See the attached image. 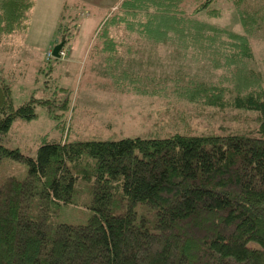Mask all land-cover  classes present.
<instances>
[{
    "label": "trees",
    "instance_id": "16d2710c",
    "mask_svg": "<svg viewBox=\"0 0 264 264\" xmlns=\"http://www.w3.org/2000/svg\"><path fill=\"white\" fill-rule=\"evenodd\" d=\"M224 1L242 34L209 22L222 18L214 8L219 0H124L95 48L101 44L104 61L117 70L121 93L147 96L146 81L180 80L139 75L136 62L120 56L125 44L111 33L117 27L136 35L140 47L169 44L182 57L229 69L230 86L190 82L177 93L200 110L247 114L253 122L235 131L79 140L65 121L57 124L60 137H45L29 156L6 145L13 124L36 119L38 106L51 115L56 103L68 110L71 99L60 98L54 85L53 99L33 96L16 106L12 84L0 80V166L9 159L27 167L24 178L0 183V264H264V78L248 68L250 38L264 27V1ZM35 5L0 0V38L24 36ZM72 29L59 27L58 44H70ZM84 196L88 222L59 223L61 208Z\"/></svg>",
    "mask_w": 264,
    "mask_h": 264
},
{
    "label": "rangeland",
    "instance_id": "374dc122",
    "mask_svg": "<svg viewBox=\"0 0 264 264\" xmlns=\"http://www.w3.org/2000/svg\"><path fill=\"white\" fill-rule=\"evenodd\" d=\"M86 1L87 3L84 0H66L65 9L61 8L62 10L59 11L56 1H52L49 7H46L44 5L47 2L38 3L36 0L28 32L24 36L0 38V80H6L12 84L16 106L30 100L33 96L39 99L46 97L53 99L54 85L60 98L71 99L68 110L62 109L60 103H56L51 115L46 107L38 106L36 119L30 122L16 121L6 141L9 148H19L23 154L34 156L36 148L45 137L49 140L60 137L61 133L57 130V124L65 121L68 122L66 132L71 131V138L79 140L149 138L183 129L198 132L214 130L224 133L235 131L253 122L247 114L235 118L229 113H219L210 109L200 110L195 105L180 101L178 97V88L190 82L216 83L223 80L225 86H230L229 69H214L209 61L203 59L195 61L191 54L188 57H182L169 44L156 46L143 42L140 47L138 44L141 40H138L136 35L127 34L122 27L113 28L111 33L119 42L125 44L120 56L124 57L125 61L136 62L133 69L139 75L175 77L180 81L159 84V86L146 81L151 90L147 96L117 91L115 81L121 82L118 78H114V71L117 70L113 68L111 62L104 61L101 44L98 48H95V44L102 25L106 19L119 11L124 0L119 5H115L112 10L110 6L115 4V0ZM89 3L106 7L110 11H93V13L91 11L93 6ZM214 8L222 11V18L209 20L210 23L231 29L236 33H243L239 18L229 3L219 0ZM91 15L94 18L83 22V19ZM201 18L206 19L204 14ZM68 20H74V23ZM95 20L102 23L91 38L92 27L86 28L84 23ZM63 24L73 28L72 41L75 39L78 46L86 48L84 58L80 61L81 71L77 87L71 94L68 92L66 95L59 94V87L62 86L59 73L72 41L66 46V56L60 57L59 62L55 57L51 60L47 58L48 52L59 43L61 36L59 27ZM250 40L254 58L248 68L261 73L264 78V27ZM130 46L132 55L126 52L127 47ZM137 48L144 50V53L138 50L139 56H136ZM149 53L153 54L148 56ZM49 67L53 68V71L49 70ZM48 71L52 78L46 74ZM154 91L158 94L152 95ZM54 115L59 118L54 119ZM71 124L72 127H70ZM26 174L25 165L7 159L0 166V183L8 177L24 178ZM87 201L88 196H84L78 199L75 205L63 206L58 222L86 224L91 215L85 207L87 205L83 204Z\"/></svg>",
    "mask_w": 264,
    "mask_h": 264
},
{
    "label": "crops",
    "instance_id": "0c3cea01",
    "mask_svg": "<svg viewBox=\"0 0 264 264\" xmlns=\"http://www.w3.org/2000/svg\"><path fill=\"white\" fill-rule=\"evenodd\" d=\"M47 2L44 6L49 7V5L52 3V1H56L58 5L59 11L63 9L64 3L66 0H38V3ZM86 3L87 1L84 0ZM123 0H115V4H112L111 10L115 5H119ZM93 6V9L91 10L92 12H102V10H107L109 12L110 10L107 9L106 7H101L97 4H91ZM62 8V9H61ZM106 8V9H105ZM94 13V12H93ZM91 18H94L93 15L90 17L83 19L84 20H90ZM97 19V18H96ZM102 23V22H100ZM98 21H89L84 23L85 27L87 28L88 26L92 27V33H91V38L94 37L95 33L97 32V28L101 25ZM86 48L85 47H80L77 45V42L75 39L71 42V47L68 50L67 58L63 60L62 62V69L60 70L59 73V79L62 84L59 88V94L60 95H66L68 92L71 94L72 91H74L77 87V82L80 76V71H81V59L84 58V54Z\"/></svg>",
    "mask_w": 264,
    "mask_h": 264
},
{
    "label": "water",
    "instance_id": "95a60500",
    "mask_svg": "<svg viewBox=\"0 0 264 264\" xmlns=\"http://www.w3.org/2000/svg\"><path fill=\"white\" fill-rule=\"evenodd\" d=\"M63 47H64L63 43L56 45L53 49V57H55L56 59H59L60 51L62 50Z\"/></svg>",
    "mask_w": 264,
    "mask_h": 264
},
{
    "label": "built area",
    "instance_id": "2783aa9c",
    "mask_svg": "<svg viewBox=\"0 0 264 264\" xmlns=\"http://www.w3.org/2000/svg\"><path fill=\"white\" fill-rule=\"evenodd\" d=\"M67 49L66 47H63L62 50L60 51V57L63 58L66 56ZM53 57V50H50L47 54V58L50 59Z\"/></svg>",
    "mask_w": 264,
    "mask_h": 264
}]
</instances>
